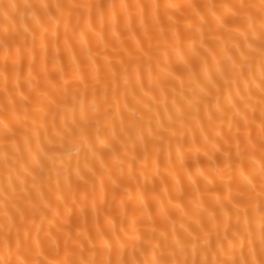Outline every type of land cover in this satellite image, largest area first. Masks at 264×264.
<instances>
[{
    "label": "snow or ice",
    "instance_id": "snow-or-ice-1",
    "mask_svg": "<svg viewBox=\"0 0 264 264\" xmlns=\"http://www.w3.org/2000/svg\"><path fill=\"white\" fill-rule=\"evenodd\" d=\"M0 264H264V0H0Z\"/></svg>",
    "mask_w": 264,
    "mask_h": 264
}]
</instances>
